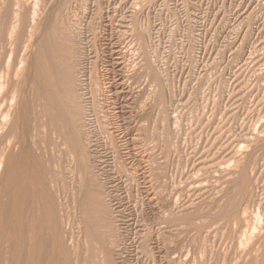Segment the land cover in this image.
<instances>
[{"label": "rangeland", "instance_id": "374dc122", "mask_svg": "<svg viewBox=\"0 0 264 264\" xmlns=\"http://www.w3.org/2000/svg\"><path fill=\"white\" fill-rule=\"evenodd\" d=\"M12 11L25 30L62 12L80 36L98 181L127 262L264 264V0H0L1 28ZM68 204L71 260L104 263Z\"/></svg>", "mask_w": 264, "mask_h": 264}, {"label": "bare ground", "instance_id": "6f19581e", "mask_svg": "<svg viewBox=\"0 0 264 264\" xmlns=\"http://www.w3.org/2000/svg\"><path fill=\"white\" fill-rule=\"evenodd\" d=\"M62 14L49 29L31 18L25 30L12 11L6 14L5 27H0V264H77L69 256L70 240L64 234L70 223L60 218L59 207L64 212L68 203L77 210L85 234L96 247L101 245L96 250L103 252L99 251L105 258L102 264H129L118 244L120 216L109 205L108 184L98 181L90 98L79 62L80 36L75 38L73 22ZM24 30L27 35L20 50ZM93 88L89 87L91 92ZM56 154H63L64 165L56 163ZM57 174L62 190L54 187Z\"/></svg>", "mask_w": 264, "mask_h": 264}]
</instances>
